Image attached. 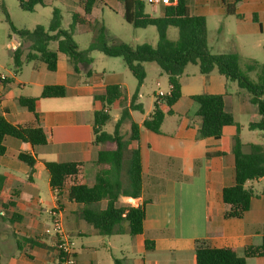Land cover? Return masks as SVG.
I'll return each mask as SVG.
<instances>
[{"label": "crops", "instance_id": "crops-1", "mask_svg": "<svg viewBox=\"0 0 264 264\" xmlns=\"http://www.w3.org/2000/svg\"><path fill=\"white\" fill-rule=\"evenodd\" d=\"M228 2L233 4L235 0ZM201 3L202 0H192L190 5L188 0L191 13L207 19L205 13L200 14L199 10L204 8ZM209 3V9L204 8L207 12L226 13L225 4L214 0ZM239 7L251 16L254 24H229L231 29L224 25L216 39L210 37L207 24L211 53H237L243 57L245 52L251 54L256 48L264 49V40L260 39L264 35V0L237 2L239 18L236 17L240 20ZM243 38L251 41L246 45H249L247 50L241 44ZM19 46H15V51ZM26 55L27 51H24L23 63ZM35 62L38 64L34 68V77L28 83L21 81L17 72L5 75L8 83L0 81V114L13 124L30 126L35 123V117L19 106V97H40L44 87L53 85L64 86L67 94L63 98H44L38 102L37 115L48 138L46 146L32 147L11 137L5 140L7 151L0 157V173L6 178L0 189V264H58L57 238L45 233L52 225L50 211L55 208L62 210L65 230L76 242L77 264H115V259L122 260L123 264H196V249L202 241L211 248H234L239 257L243 256L246 246L262 243L264 178L247 183L246 187L253 190L254 197L243 218L224 217L228 206L222 200V191L234 185L233 147L237 126L241 127L240 137L246 145V153L249 144H260L251 136L257 135L262 140L259 131L249 129L251 123L261 121V116L256 108L248 107L245 100L248 97L240 89L229 92L232 81L217 73L202 75L204 91L185 93L186 86L181 77L182 98L173 107L174 114L168 116H175L176 107L186 98L191 100L193 95H223L226 110L234 115L236 125L225 127L220 139L199 137L198 107L193 118L185 109L179 111L181 120L176 124L177 130L173 129L171 133L164 130L166 117L161 134L142 127L152 113L140 122L132 113L133 121L140 126L143 192L137 200L124 198L121 202L145 206L144 231L134 237L129 234L103 237L82 220V206L70 201L66 189L55 194L45 164L96 160L98 148L93 145V123L95 112L101 109L96 97L109 85H119L123 90V83L120 80L105 83L97 78L82 81L81 74L86 72L92 76V69L82 65L80 74H76L62 54L56 72L48 71L42 62ZM27 84L33 87L34 93H14L13 86H22L21 92H24L28 89ZM244 111L250 112L247 128L251 136L248 137L242 134L244 127L238 121ZM118 118L119 115L116 120ZM21 153L35 158L33 169L19 160ZM106 205L103 201L100 207L105 209ZM247 264H264V258L248 259Z\"/></svg>", "mask_w": 264, "mask_h": 264}, {"label": "trees", "instance_id": "trees-1", "mask_svg": "<svg viewBox=\"0 0 264 264\" xmlns=\"http://www.w3.org/2000/svg\"><path fill=\"white\" fill-rule=\"evenodd\" d=\"M98 0H80L81 11L73 13V24L70 30L61 29V14L54 10L53 18L46 29L38 25L34 30H18L10 21L7 10L4 12L11 28L21 40V44L13 54L17 68L23 64L21 56L27 51L25 62L39 61L46 65L48 71L56 72L59 55H64L74 72L80 74L81 66L93 64V52H100L107 57L122 58L128 69L137 80L135 93L128 97L119 85H109L96 97L101 109L94 114L93 145L98 148L97 158L93 162H46L52 188L68 191L69 199L82 206L80 216L91 225L99 235L138 236L143 234L145 206L122 203L124 198L137 200L143 192V172L141 163L140 126L133 121V112H144L139 102L141 87L147 77L146 64H156L161 75L168 77L170 93L159 98L157 95L151 116L143 122L142 127L156 134H161V127L168 116L174 114L173 107L182 98L181 77L187 66L196 65L199 73L209 76L217 73L232 82H237L240 92L248 97L261 116V121L251 123L249 129L259 131L262 143L249 144V152L244 151L241 127L237 126L234 137V185L222 191V200L228 206L224 214L226 219H241L250 210L254 192L247 188L248 182L264 178V64L250 60L243 65V58L237 53L213 54L209 48L207 19L202 15H193L188 0H163L160 4L162 15L154 17L147 12L150 2L146 0H121L124 19L136 29L154 26L159 35L156 46L142 44L132 47L125 43L108 42L107 31L99 26L93 11ZM223 3L226 13H236V3ZM22 10L34 12L44 0H19ZM76 26L95 33L93 42L86 50H80L73 37ZM170 27L178 29L176 41L168 38ZM55 44L56 48L52 49ZM91 72V71H90ZM255 72L254 81L249 74ZM8 83V79L1 80ZM67 94L64 86L44 87L40 97L21 96L17 99L20 107L32 113L35 123L22 126L11 123L0 114V157L7 148V137L15 138L32 147L48 144V138L37 115L40 99L63 98ZM197 104V116L201 118L199 137L201 139H220L224 128L236 125L234 115L226 110L223 95L198 94L191 96ZM118 103L119 118L115 120L113 130L107 131L112 122L111 107ZM164 106V108H163ZM128 126V130L124 129ZM136 145V146H135ZM19 160L31 169L36 160L29 154L21 153ZM6 178L0 173V189ZM103 201L106 208L100 207ZM148 246V245H147ZM251 258H264V235L260 245L246 246L243 256L239 257L234 248H211L206 242H199L196 249V264H247ZM115 264H123L115 259Z\"/></svg>", "mask_w": 264, "mask_h": 264}, {"label": "rangeland", "instance_id": "rangeland-1", "mask_svg": "<svg viewBox=\"0 0 264 264\" xmlns=\"http://www.w3.org/2000/svg\"><path fill=\"white\" fill-rule=\"evenodd\" d=\"M217 3L224 4L223 1L229 3V0H214ZM80 0H44L43 6H38L34 12H27L21 9L19 5V0H0V73L11 76L13 73L17 72L19 79L23 82L28 83L34 77V68L37 66V62H24L20 68L16 69V66L13 61V54L15 51V46H19L21 43L20 38L15 34L11 28V24L7 21V16L4 12V8L7 10L11 23L18 30H29L32 31L36 26L42 25L46 29L49 28V25L53 18L54 10H58L61 14V29L68 31L73 24V13L80 12L81 9L78 5ZM210 2V3H209ZM190 5H192V0H189ZM207 3L212 4L213 0H202L201 5L209 9ZM226 7V6H225ZM204 8L200 9V14L205 13L207 15V24H209L210 37L216 39L219 37V30L224 25H227L231 29L229 24H254L252 22L251 16L244 12L240 7L239 11L241 13V19H237L236 16L219 15L213 13L211 10L207 12ZM226 9V8H225ZM147 12L153 15L154 17H159L162 15L161 7H157V10L153 9L151 4L147 5ZM194 11V10H193ZM123 4L121 0H98L94 8V16L98 21L99 26H104L107 31L108 42L110 45L115 43H125L132 47H136L142 44H149L156 46L159 41V35L156 27L150 26L144 29H136L131 24L127 23L123 16ZM73 37L77 42L79 49L86 50L89 48L90 44L93 42L95 33L90 30H83L81 27L76 26L73 30ZM179 37L178 29L175 27H170L168 30V38L171 41H176ZM260 39L264 40V35L260 36ZM251 41L247 38H243L241 44L245 46V50L249 48V45L246 46ZM226 46V45H223ZM229 45H227L228 47ZM52 49H55V45L52 46ZM92 57L94 59L93 64L89 66L92 69V76H88L86 72L82 73L80 79L82 81H90L92 78L102 79L105 83H112L114 80L122 81L123 91L132 96L137 88V80L128 69L127 65L122 58H112L107 57L100 52H93ZM242 57V56H241ZM243 65L245 62L250 60L257 61L260 64H264V49L256 48L251 51V54L245 52L243 55ZM65 58H62V61ZM42 64V63H40ZM146 73L147 77L144 81L143 86L140 90V102L144 107V112H134L133 117L136 121L140 122L141 120L148 117L153 110L154 102L156 96L160 91L164 93L169 92V82L168 77L161 75L159 67L152 63L146 64ZM252 80L257 79V74L255 72L249 74ZM202 75L199 73V67L196 65L187 66L182 80L185 82V93L190 91L192 93H201L204 91V85L202 83ZM160 82V86L157 83ZM232 87L229 88V92L239 90L237 82H231ZM14 93L19 95V93H34L32 88L27 84V90H23L22 86H13ZM248 107L255 109V106L250 103L248 98H245ZM11 105V102L9 103ZM12 106V105H11ZM15 106V104H14ZM187 112L190 118L194 117V114L197 110V104L189 99H185L178 107H176V114L173 117H168L165 120L164 130L168 133H171L173 129L177 130L176 124L181 120V112ZM111 116L113 117L112 122H110L106 129L107 131H112L114 122L117 116L120 114V107L118 103L114 104L111 107L110 111ZM250 112L244 111L241 113L238 121L244 127L242 134L244 137L251 136V132L248 131L247 125L249 120ZM128 130V126L124 129ZM259 135V132H255ZM251 139L254 141L262 143V140L259 139L257 135L251 136ZM152 142V140H148ZM136 146V145H135Z\"/></svg>", "mask_w": 264, "mask_h": 264}, {"label": "built area", "instance_id": "built-area-1", "mask_svg": "<svg viewBox=\"0 0 264 264\" xmlns=\"http://www.w3.org/2000/svg\"><path fill=\"white\" fill-rule=\"evenodd\" d=\"M150 2L153 7L159 6L163 0H146ZM5 75L0 76L1 80H6ZM160 86V84H158ZM168 94V93H167ZM164 92L160 91L157 96L162 98L166 96ZM56 195L59 194L60 189L54 188ZM52 218V225L46 228L45 233L48 235H54L57 238L56 248L59 254L58 264H77L76 261V242L67 234L64 222H63V212L59 208H55L50 211Z\"/></svg>", "mask_w": 264, "mask_h": 264}]
</instances>
